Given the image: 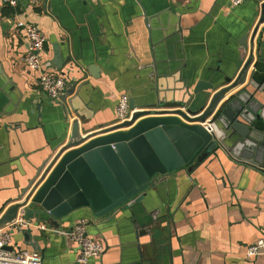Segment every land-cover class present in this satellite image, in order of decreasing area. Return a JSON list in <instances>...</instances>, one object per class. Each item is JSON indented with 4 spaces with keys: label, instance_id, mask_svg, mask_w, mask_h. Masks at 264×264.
Here are the masks:
<instances>
[{
    "label": "crops",
    "instance_id": "1",
    "mask_svg": "<svg viewBox=\"0 0 264 264\" xmlns=\"http://www.w3.org/2000/svg\"><path fill=\"white\" fill-rule=\"evenodd\" d=\"M19 21L44 34V68L65 80L59 101L48 98L37 85L39 73L23 62L28 45ZM244 38L248 54L242 67L251 45L253 61L244 83L226 95L215 113L241 89L255 92L251 79L264 84V0L238 7L229 0H44L37 5L20 0L15 8L0 2V211L30 192L43 165L69 143L75 122L83 137L95 135L89 142L126 132L146 118L175 117L146 115L109 131L121 124V95L134 101L136 112H172L149 108L158 103L159 88L165 87L172 100L181 97L180 88L192 91L204 81L213 85L207 107L238 79ZM61 44L62 57L71 61L59 69L64 61L55 49ZM257 96L264 101V93ZM189 178L193 185L174 213L169 204L176 189L170 183L160 192L151 188L140 204L103 218L82 208L59 229L29 222L31 241L37 242L44 264H77L70 234L76 221L86 220L88 234L108 248L91 264H264V246L254 260L245 255L251 244L264 241V171L219 151ZM17 221L24 220L19 215ZM156 222L160 226L151 228ZM27 228L12 230L13 252L34 250L25 243Z\"/></svg>",
    "mask_w": 264,
    "mask_h": 264
},
{
    "label": "water",
    "instance_id": "2",
    "mask_svg": "<svg viewBox=\"0 0 264 264\" xmlns=\"http://www.w3.org/2000/svg\"><path fill=\"white\" fill-rule=\"evenodd\" d=\"M240 43L238 69H242L238 79L217 92L207 107L208 91L213 90V85L202 81L192 91L180 88L181 97L172 100L165 87L159 88L158 103L149 108L175 109L172 112H136L131 100V119L109 131L129 127L146 115L175 117L146 118L126 132L89 142L86 141L95 135L83 137L79 122H75L69 143L43 165L30 192L26 190L3 213L0 211V229L14 224L19 215L24 221L46 222L59 229L61 221L82 208H90L97 218H103L120 207L140 204L151 188L160 192L170 183L176 189L175 199L169 204V213H174L193 185L190 174L211 157L218 158L219 151H230L264 171V101L257 96L264 93V84L251 79L249 85L255 92L247 87L241 89L215 113L226 95L244 83L253 61L254 45H251L248 62L242 67L248 54L246 38ZM63 45L55 49V56L64 61L61 66L55 61L59 69L71 61L70 56L62 57ZM159 212L157 209L152 214L153 220ZM159 226L156 222L151 228ZM32 232L31 228L24 230L25 243L39 251L37 242L31 241Z\"/></svg>",
    "mask_w": 264,
    "mask_h": 264
},
{
    "label": "built area",
    "instance_id": "3",
    "mask_svg": "<svg viewBox=\"0 0 264 264\" xmlns=\"http://www.w3.org/2000/svg\"><path fill=\"white\" fill-rule=\"evenodd\" d=\"M31 4L37 5L44 0H28ZM248 0H229L232 7H238ZM4 6L18 7L20 0H0ZM18 27L24 29L25 39L28 48L22 60L33 72L39 73L37 79L38 87L46 93L52 101H59L65 90V80L62 76H55L48 73L43 65L42 53L45 51L46 38L39 28L34 24L24 21L18 22ZM130 97L121 95L117 104V118L120 123L128 120L130 114ZM131 119V118H130ZM129 119V120H130ZM20 222V223H19ZM16 221L14 224L0 229V264H44L41 253L37 250L9 251L6 247H13L12 230L27 228L30 223ZM71 240L77 248V264H91L100 260L107 252V245L102 240H95L87 232V221L78 220L75 222L70 234ZM263 240H258L246 248V258L254 260L262 251Z\"/></svg>",
    "mask_w": 264,
    "mask_h": 264
}]
</instances>
